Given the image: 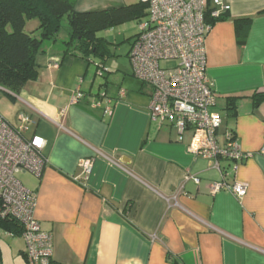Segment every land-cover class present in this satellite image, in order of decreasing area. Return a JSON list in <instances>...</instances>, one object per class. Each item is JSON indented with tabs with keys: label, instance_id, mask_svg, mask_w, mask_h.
Here are the masks:
<instances>
[{
	"label": "crops",
	"instance_id": "1",
	"mask_svg": "<svg viewBox=\"0 0 264 264\" xmlns=\"http://www.w3.org/2000/svg\"><path fill=\"white\" fill-rule=\"evenodd\" d=\"M207 1L213 6L214 0ZM223 1L230 9L207 34L206 67L216 95L214 110L223 118L220 133L233 131L241 149L254 154L243 161L224 160L218 167L190 152V136L179 142L174 124L152 119V88L133 70L111 73L105 66L100 74L98 57L65 54L67 22L65 34L43 43L36 56L38 75L14 94V101L0 87V114L15 127L18 115L27 114L32 123L25 136L46 141L42 174L18 177L36 193L35 216L53 234L57 262L264 264V155L259 153L264 101L252 97L264 92V0ZM137 2L77 0L75 10ZM247 17L252 21L239 37L235 20ZM135 21L128 56L139 31ZM38 26L31 20L26 29ZM98 77L104 79L99 85ZM78 90L83 97L74 103ZM231 96H244L233 109ZM94 100L102 106L93 107ZM85 160L92 161L88 174ZM219 182L246 184L247 193L214 191Z\"/></svg>",
	"mask_w": 264,
	"mask_h": 264
},
{
	"label": "built area",
	"instance_id": "2",
	"mask_svg": "<svg viewBox=\"0 0 264 264\" xmlns=\"http://www.w3.org/2000/svg\"><path fill=\"white\" fill-rule=\"evenodd\" d=\"M148 4V16L139 22V31L129 53L133 74L152 88L150 112L160 125L174 124L179 131V142L190 140L187 149L197 156L221 161H243L254 156L244 152L235 133H220L221 114L214 110L216 95L207 74L206 37L211 24L205 20L209 8L207 0H140ZM212 17L229 11L223 0H214ZM100 74L105 66L98 65ZM126 90H120L124 97ZM83 94L77 91L73 102ZM93 107H101L94 100ZM111 112L109 103L105 113ZM19 126H13L0 114V232L12 238L21 236L25 243L27 264H63L54 258V239L42 229L35 216L36 193L26 188L18 175L32 173L40 176L47 165L44 155L46 141L42 136L27 138L25 132L32 118L18 115ZM264 155V147L259 152ZM85 173L92 170V161L82 162ZM197 179V178H196ZM229 189L237 196L247 193L243 183L214 184V191ZM17 225L20 233L9 231L1 222Z\"/></svg>",
	"mask_w": 264,
	"mask_h": 264
},
{
	"label": "trees",
	"instance_id": "3",
	"mask_svg": "<svg viewBox=\"0 0 264 264\" xmlns=\"http://www.w3.org/2000/svg\"><path fill=\"white\" fill-rule=\"evenodd\" d=\"M77 0H0V87L12 101L15 93H19L25 83L37 77L38 64L36 56L45 41L55 40L67 22L69 26L68 40L65 42V54H72L85 59L98 57V65L105 66V59L110 56V44L105 37L98 35L102 30L110 29L122 23L138 20L148 16V4L137 3L102 11L77 12ZM205 14L207 23L213 25L227 17V13L212 17L211 1ZM38 20L39 26L27 31L28 21ZM252 19L235 20L239 37H244V25ZM136 37V36H135ZM134 37V38H135ZM244 96L229 98L233 109L236 100ZM255 101H264V92H255ZM233 106V107H232ZM1 226L9 231L20 230L10 221L1 222Z\"/></svg>",
	"mask_w": 264,
	"mask_h": 264
},
{
	"label": "rangeland",
	"instance_id": "4",
	"mask_svg": "<svg viewBox=\"0 0 264 264\" xmlns=\"http://www.w3.org/2000/svg\"><path fill=\"white\" fill-rule=\"evenodd\" d=\"M132 1V0H128ZM140 1V0H137ZM33 22L38 23V20H33ZM33 24V23H31ZM31 24L28 25V28H31ZM136 21H128L120 25H116L110 29L102 30L98 32V35L105 37L110 44V56L105 59V66L108 67V70L111 73H128L131 74L133 70L132 62L128 56L130 49V37L135 32ZM33 27V26H32ZM66 24H64L60 36L65 34ZM134 40V38H133ZM132 40V42H133ZM117 77L114 79L115 83L118 82L117 79L122 78ZM104 81L103 78L98 77V85ZM0 264H24L23 255L21 256L20 251L25 249V243L21 236H15L9 238L4 235V232H0ZM20 254V255H19ZM19 256V257H18ZM21 256V257H20ZM18 257V258H16ZM25 259V257H24Z\"/></svg>",
	"mask_w": 264,
	"mask_h": 264
}]
</instances>
